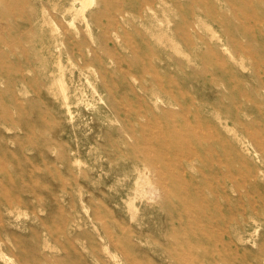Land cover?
<instances>
[{"label": "rangeland", "instance_id": "374dc122", "mask_svg": "<svg viewBox=\"0 0 264 264\" xmlns=\"http://www.w3.org/2000/svg\"><path fill=\"white\" fill-rule=\"evenodd\" d=\"M80 6L0 0V264H264V0Z\"/></svg>", "mask_w": 264, "mask_h": 264}, {"label": "bare ground", "instance_id": "6f19581e", "mask_svg": "<svg viewBox=\"0 0 264 264\" xmlns=\"http://www.w3.org/2000/svg\"><path fill=\"white\" fill-rule=\"evenodd\" d=\"M93 2V0H80V3H81V6L78 8V7H75L74 8V11L75 13H80L85 19H86V10L87 8L90 6V4ZM74 21V20H72ZM71 24V23H70ZM72 25V24H71ZM65 29V28H64ZM89 40V39H88ZM72 45V44H71ZM70 46V45H69ZM60 65V64H59ZM60 69V68H59ZM103 73V72H102ZM61 80V79H60ZM62 84V82H61ZM65 92V91H64ZM66 98V96H65ZM140 133V132H139ZM152 148V147H151ZM227 168V167H226ZM147 172V171H146ZM163 175V174H162ZM153 191V190H152ZM169 196V195H168ZM186 198V197H185ZM187 200V199H186ZM1 213V212H0ZM20 216V215H19ZM20 218V217H19ZM170 249V248H169ZM176 249V248H175ZM169 252V251H168ZM110 254V252H109ZM172 254V253H171ZM178 254V253H177ZM188 255V254H187ZM180 256V255H179ZM199 256V255H198ZM183 257V256H182ZM187 257V256H186ZM222 264V262H221Z\"/></svg>", "mask_w": 264, "mask_h": 264}]
</instances>
